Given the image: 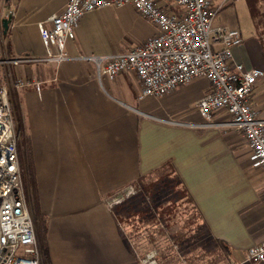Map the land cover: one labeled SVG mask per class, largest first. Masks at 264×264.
<instances>
[{
    "label": "crops",
    "instance_id": "1",
    "mask_svg": "<svg viewBox=\"0 0 264 264\" xmlns=\"http://www.w3.org/2000/svg\"><path fill=\"white\" fill-rule=\"evenodd\" d=\"M247 1L229 0L223 10L236 5L239 14ZM67 2L0 0V81L41 82V92L14 90L11 98L20 109L47 220V264H142L107 201L164 166L192 200L195 214L187 221L202 218L209 236L226 250L224 263L264 264L246 262L248 250L264 242V169L252 166L251 149L225 110L210 120L197 111L211 91L209 81L197 79L162 98L139 100L134 72L99 80L96 64L87 58L128 52L157 33L130 4L85 15L66 45L71 60L34 61L45 54L38 23L61 14ZM253 2L260 7L264 0ZM253 36L243 35L248 44L236 48L234 58L264 71L262 46ZM253 99L264 118V79ZM184 247L164 245L158 264L221 261L210 260L220 247L197 261L187 252L192 247Z\"/></svg>",
    "mask_w": 264,
    "mask_h": 264
},
{
    "label": "built area",
    "instance_id": "2",
    "mask_svg": "<svg viewBox=\"0 0 264 264\" xmlns=\"http://www.w3.org/2000/svg\"><path fill=\"white\" fill-rule=\"evenodd\" d=\"M228 2L68 0L61 14L38 23L45 54L34 61L60 64L71 60L66 45L75 39V27L85 15L130 4L157 33L128 52L87 58L96 64L98 79L105 76L114 81L122 73L134 72L141 83L139 100L162 98L194 80H208L211 91L198 101L197 111L210 120L214 112L225 110L230 126L243 134L251 149L252 166L264 169V118L253 99L264 71L235 61L234 51L244 42L239 29L215 26L218 13ZM4 63L0 60V65ZM10 88L41 92V82L34 78H18L6 84L0 81V264H47L22 178L20 134ZM133 191L129 187L125 195ZM122 199L116 198L109 207ZM246 262H264V242L248 250ZM141 263L158 264L157 252L147 253Z\"/></svg>",
    "mask_w": 264,
    "mask_h": 264
},
{
    "label": "rangeland",
    "instance_id": "3",
    "mask_svg": "<svg viewBox=\"0 0 264 264\" xmlns=\"http://www.w3.org/2000/svg\"><path fill=\"white\" fill-rule=\"evenodd\" d=\"M247 3V7L245 3L242 5L239 14L236 5L221 10L215 19V26L239 28L245 40L254 34L253 37L260 40L264 53V3L260 7L258 2L254 4L247 1ZM1 35L0 29V43H2ZM247 44L248 42L245 41L242 45ZM12 91L14 89L10 88V98ZM219 112L217 111L214 114L219 115ZM21 143L20 140L18 152L22 170L23 161L24 165L27 161L24 160L25 146H21ZM130 187L134 191L129 196L125 195L124 189L110 196L107 203L113 202L116 198H123L122 202L113 205L112 209L118 216L120 226L126 232L133 247L135 245L138 247L139 254L144 251L148 253L156 251L158 254L166 244L181 243L185 245L184 248L189 249V246L192 247L187 252L197 261L205 255L208 256L213 248L220 247L219 256L216 257L214 254L210 257V260L214 261L217 258V260H221L218 264H226L223 258L226 250L209 236L201 220L193 216V221H187V218L195 213L191 209L189 215L184 214L183 207L190 204L187 202L189 195L171 169L166 167L163 171L139 180ZM29 204L33 212L31 202ZM187 224L192 225L193 229H189ZM206 247H211V249L208 250ZM175 250L180 252L178 248Z\"/></svg>",
    "mask_w": 264,
    "mask_h": 264
},
{
    "label": "trees",
    "instance_id": "4",
    "mask_svg": "<svg viewBox=\"0 0 264 264\" xmlns=\"http://www.w3.org/2000/svg\"><path fill=\"white\" fill-rule=\"evenodd\" d=\"M249 2H253V0H248ZM254 3V2H253ZM11 101V105H12V109H13V114H14V119H15V123H16V128L17 131L20 134V140L22 141L21 146H25L24 149V156L27 162L26 165H24V161L22 164V178H23V182L25 185V191H26V195L28 198V201L31 202L32 204V208H33V217H34V221H35V225H36V230H37V237H38V241L39 244L41 246L42 252L44 254V256L47 258L48 257V246H47V220L44 216V214L41 212L40 207H39V202H38V196H37V191H36V186H35V175H34V171L32 166L30 165V161H29V149H28V145L27 142L24 138V124L20 115V109L18 107V105H15V103L13 102L12 98H10ZM169 168V166H164L165 168ZM163 171V168H161L160 170H158V173ZM187 202L190 203L189 205H185L183 207V210L185 212H189L191 209L194 210L193 208V203L192 200L190 199V197L187 198ZM189 207V208H188ZM32 210V209H31ZM198 218L202 219L200 216H198ZM134 252L135 254L137 253L139 258H141L140 260H142L146 254L148 253L147 251L141 252L139 254V250L138 247H136V245L134 246Z\"/></svg>",
    "mask_w": 264,
    "mask_h": 264
},
{
    "label": "water",
    "instance_id": "5",
    "mask_svg": "<svg viewBox=\"0 0 264 264\" xmlns=\"http://www.w3.org/2000/svg\"><path fill=\"white\" fill-rule=\"evenodd\" d=\"M4 26H5V28H7V27H8V25H7L6 23H4Z\"/></svg>",
    "mask_w": 264,
    "mask_h": 264
}]
</instances>
